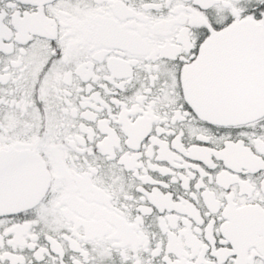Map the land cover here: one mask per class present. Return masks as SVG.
Here are the masks:
<instances>
[{"label":"snow or ice","instance_id":"snow-or-ice-1","mask_svg":"<svg viewBox=\"0 0 264 264\" xmlns=\"http://www.w3.org/2000/svg\"><path fill=\"white\" fill-rule=\"evenodd\" d=\"M0 264H264V0H0Z\"/></svg>","mask_w":264,"mask_h":264}]
</instances>
